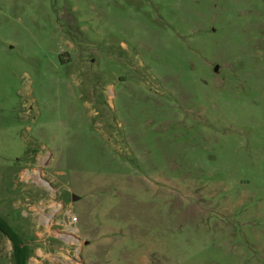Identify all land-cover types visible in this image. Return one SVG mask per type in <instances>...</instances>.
Here are the masks:
<instances>
[{
    "label": "rangeland",
    "instance_id": "1",
    "mask_svg": "<svg viewBox=\"0 0 264 264\" xmlns=\"http://www.w3.org/2000/svg\"><path fill=\"white\" fill-rule=\"evenodd\" d=\"M0 219L24 264H264V0H0Z\"/></svg>",
    "mask_w": 264,
    "mask_h": 264
},
{
    "label": "trees",
    "instance_id": "2",
    "mask_svg": "<svg viewBox=\"0 0 264 264\" xmlns=\"http://www.w3.org/2000/svg\"><path fill=\"white\" fill-rule=\"evenodd\" d=\"M0 233L11 241L14 247V264H24L27 257V248L23 245V238L15 230L10 228L2 219H0Z\"/></svg>",
    "mask_w": 264,
    "mask_h": 264
},
{
    "label": "bare ground",
    "instance_id": "3",
    "mask_svg": "<svg viewBox=\"0 0 264 264\" xmlns=\"http://www.w3.org/2000/svg\"><path fill=\"white\" fill-rule=\"evenodd\" d=\"M38 175V174H37ZM36 180H37V178H36Z\"/></svg>",
    "mask_w": 264,
    "mask_h": 264
}]
</instances>
